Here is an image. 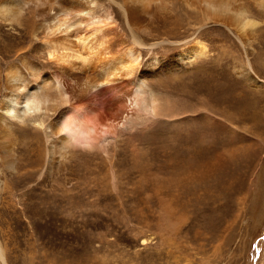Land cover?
Segmentation results:
<instances>
[{
  "label": "rangeland",
  "instance_id": "rangeland-1",
  "mask_svg": "<svg viewBox=\"0 0 264 264\" xmlns=\"http://www.w3.org/2000/svg\"><path fill=\"white\" fill-rule=\"evenodd\" d=\"M245 3L264 21V7L258 6V9L254 0H245ZM179 14L185 19V14ZM35 22V15L29 12L23 19L25 27L14 25L13 28L0 20V51L8 40L15 42L10 54L0 52L3 55L0 58V67L3 65L0 105L8 96L5 75L9 64L20 66L26 84L56 66L49 56L48 46L32 36ZM204 32L210 44L209 58L214 57L215 63L220 65L222 57L228 58L225 65L233 77L229 90L207 97L190 88L195 87L196 72L207 69L205 64L174 79L166 78L165 83H154L173 90L165 92L163 100L170 103L176 115L171 110L172 116H160L146 131H140L143 126L135 127L137 130L128 127L122 130L117 139L116 149L120 154L114 173L119 179V190H114L113 173L104 165L106 162L99 157L98 166L91 163L88 168L82 161L90 160L91 155L83 151V155L79 153L80 156L73 157L66 166L54 163L52 172L47 168L48 173L46 171L41 179L35 177L33 184L43 179L42 188L50 192L45 194L51 196L50 201L60 200L58 207L53 205L37 214V209L32 208L27 213L29 217L23 214L18 221L9 220L3 211L16 210L15 206L21 205L17 196L21 184L15 171L1 164L0 234L5 238L1 245L8 264H264V209L262 219L255 221L251 208L255 194L259 191L264 194V49L258 44L264 42V31L253 40L252 49L244 48L237 36L224 28L209 25ZM21 38L26 41L20 42ZM72 41L74 39L67 40L66 45L77 48ZM77 44L83 45L80 41ZM83 46L91 50L89 42ZM28 49L25 58L39 65L35 76H31L21 62V53ZM70 50H59L55 54L73 53V49ZM247 57L252 59L258 72L259 84L238 75V69L242 68L240 60L245 62ZM52 60L54 63L46 66L47 61ZM207 113L212 120L207 118ZM15 127L16 141L12 149L20 164L29 169V163L37 158L40 169L45 153L42 133L33 132L32 124ZM153 135L156 138L150 141ZM180 138L184 139L182 145ZM90 169L93 174L88 172ZM6 182L10 187L7 188ZM65 182L74 190L66 193L57 185L64 186ZM164 201L172 203L170 210L164 206ZM11 229L21 236H9Z\"/></svg>",
  "mask_w": 264,
  "mask_h": 264
},
{
  "label": "bare ground",
  "instance_id": "bare-ground-1",
  "mask_svg": "<svg viewBox=\"0 0 264 264\" xmlns=\"http://www.w3.org/2000/svg\"><path fill=\"white\" fill-rule=\"evenodd\" d=\"M254 1L258 9L260 6L264 7V0ZM28 12L36 17L33 38L48 46L49 56L53 57L56 66L50 72H45L38 76L39 78H34L35 81L26 84L20 66L6 63L9 64L5 75L9 91L7 98L0 105V168L3 164L7 170L15 171L17 178H20L21 192H16L21 205H14L16 210L3 211L9 220L16 221L20 220L21 215H27L32 208L37 209V214L44 208L53 205L58 207L57 202L60 205V200L50 201L51 196L45 194L46 187L42 188L43 179L33 184L36 182L35 177L41 179L47 168L52 172L54 163L66 166L83 151H88L91 155L90 160L82 161L88 168L91 163L96 164V160L98 163L99 157L106 162L104 165L113 173L114 190H119V179L114 173L120 154L117 151V139L122 130L127 127L133 130L135 127L143 126L140 131H144L160 116H172L170 103L164 101L163 96L165 92L170 93L173 90L158 87L154 83L159 84L160 81L165 83L166 78L174 79L184 72L192 71L200 64H205L207 69L201 73L196 72V79L193 77L196 80L195 87L193 85L190 88H195L197 93L203 92L207 97L229 90L233 77L231 78L229 75L231 71L225 65L228 58L221 56L222 65L215 63L217 60L215 61L214 57L209 58L210 44L207 42V32H204L205 27L212 25L232 32L246 49H252L255 42L253 40L259 37L260 31H264V21L259 20L254 10L246 5L245 0H0V20L8 22L13 28L14 25L25 27L23 19ZM179 12L185 14V19ZM41 31L43 35H40ZM69 39H74L72 42H75L77 48L66 45ZM24 41L26 38L20 39V42ZM79 41L83 45L89 42L91 50L82 48L85 46L78 45ZM251 41L253 42L250 43ZM6 43L0 51L1 54L7 51L10 54L13 51L11 49L15 42L8 40ZM258 44L264 49V42L259 41ZM29 49L25 52L24 49L21 53L23 58L21 62L28 73L35 76L39 65L25 58ZM70 49H73V53L55 54L59 50L72 51ZM1 54L0 58H3ZM70 58L74 60L71 61ZM251 60L249 57L245 62L240 60L242 68H237L238 75H244L249 81L259 84L260 77ZM54 62L47 61L46 66ZM206 115L207 118L211 117L210 113ZM30 124L35 127L33 132L42 133L45 142L44 163L40 169L37 158L28 162L31 168L22 167L18 155L12 149L16 141L13 126L19 128ZM155 138L153 135L150 141H154ZM182 140L184 139H181V145ZM130 141L133 142L131 139ZM94 166L97 167L98 164ZM95 169L97 171V168ZM187 171L189 172V169ZM88 172L91 174L92 169ZM66 175L67 173L65 177ZM65 183L64 186L60 183L57 185H61L66 193L74 190L71 186L67 187L69 182ZM170 183L172 185L173 182ZM6 185L7 188L10 187L8 182ZM37 190L40 193H36ZM246 197L247 195L244 198ZM170 205L168 202L164 204L167 210H170ZM251 208L255 221L258 218L262 219L264 209L262 191L253 197ZM13 231L11 229L9 236H21V233ZM2 239L5 238L0 234V262L8 264L4 247L1 245Z\"/></svg>",
  "mask_w": 264,
  "mask_h": 264
}]
</instances>
